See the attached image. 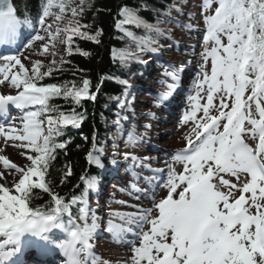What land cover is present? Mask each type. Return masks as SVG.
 Wrapping results in <instances>:
<instances>
[{"label": "snow or ice", "instance_id": "1", "mask_svg": "<svg viewBox=\"0 0 264 264\" xmlns=\"http://www.w3.org/2000/svg\"><path fill=\"white\" fill-rule=\"evenodd\" d=\"M70 5L71 0H44L33 21L28 14L23 18L17 14L12 0H0V47L19 50L18 41L26 29L35 35L24 47L31 49L34 42H42L41 56L49 53L62 32L66 35L60 42L67 45L69 54L74 36L98 43L100 32L90 35L81 31L87 26L75 19L83 15V8ZM69 9L73 19L61 28ZM172 10L181 11L176 5ZM119 15L122 18L116 21V28L136 43L139 52L157 51L151 47L154 40L138 41L125 26H145L157 35H163L164 30L144 25L130 8H121ZM167 15L170 18L171 11ZM201 15L205 26L202 63L181 120L191 121L193 126L184 137V148L174 153L173 164L167 165V177L156 175L163 169H149L154 175L145 178L148 184L163 179L166 195L155 201L153 188L151 208L110 213L121 223L109 220L106 227L115 241H123L129 233L138 239V244L132 242L131 264H264V0H202ZM49 17L51 23L46 22ZM112 58L125 66L136 57L126 50H113ZM22 59L28 57L0 55V85L17 90L15 95L0 93V118L4 119L0 137L5 142H19L13 146L31 153H20L30 162L23 166L0 155V164L7 170V175L0 171L4 181L0 183V264H27L25 253L33 248L41 255L58 249L61 264H111L95 254L92 243L100 228L99 217L89 205L90 195L98 188L97 177L81 176L83 191L67 201L53 191L47 179L56 150L65 148L55 137L62 135L64 126L78 127L83 119L74 109L69 114L59 111L51 100L62 96L80 105L83 99L94 100L96 94L89 91L88 79H83L80 87L74 83L39 84L52 75V68L41 72L44 65L40 60L32 61L29 68ZM163 75L172 83L156 96L157 103L167 99L180 79L176 70L165 69ZM120 83L127 86V81ZM12 107L21 112L20 125L16 118L7 120ZM116 126L119 135V114ZM126 135V144L142 142L134 130ZM94 151L103 153L95 147ZM88 159L104 168L94 152H89ZM174 164H181L182 171ZM8 175H13L11 187ZM65 175H71V170ZM37 189L51 199L33 207ZM73 206L78 208L76 213ZM58 233L62 238H55Z\"/></svg>", "mask_w": 264, "mask_h": 264}, {"label": "rangeland", "instance_id": "2", "mask_svg": "<svg viewBox=\"0 0 264 264\" xmlns=\"http://www.w3.org/2000/svg\"><path fill=\"white\" fill-rule=\"evenodd\" d=\"M86 1L87 0H84V3L80 4V0H71L70 6H79L82 8L85 6ZM193 1L194 3L192 5L195 6L194 10L197 11L195 14L197 25H191L190 27L181 26L178 20L177 24L169 23L167 35L154 40L155 43L151 45V47L156 48L157 51L143 52L144 61H146V65H148L143 69L146 77H144L142 83L140 81L136 83L137 87H135L134 97L130 101L133 108V115L124 116V119L125 117L129 118L125 128L134 130L135 134L141 138L142 142L137 144V146L123 144L112 151L116 155V160L121 161L120 165H129L130 167V165L134 166L135 164V171L138 175L131 174L128 170H125L124 174H120V178L115 174V177H118L116 179L111 177L109 171L106 170L108 172H104L105 183L100 190L99 198H97L99 204L95 208L90 206L95 210V214L99 217L100 221L98 235L93 240L97 248V255L103 260L110 261L111 264H131L129 258L132 253L129 249L132 247V242L134 241L136 243L138 239L129 233L125 236L127 239L124 238L123 241L113 240L109 232H104L103 224L106 223L104 219L107 217V213L110 211H116V213H137L142 209L152 207V189H150V184L145 180L146 177L151 178L154 175L149 169H163L164 171L161 173V177L166 178L167 165H172L173 154L184 148L186 144L184 137L190 133L193 126L191 121L188 123L181 122L184 113L189 108L187 97L195 92L193 80L196 78L199 65L202 63L200 53L203 49L201 47V49L198 50L196 47L201 39L198 37V34L201 33L203 31L202 29L205 27L203 20H201L203 16L201 12H199L202 6V0ZM214 6L215 5H213V7ZM53 11H58V9H54ZM64 16L65 20L60 23L61 28H63L72 17L70 9L66 10ZM157 21L158 20H156V22ZM46 22L51 23L52 18H47ZM36 28H39V26ZM54 29L55 24L53 25V30ZM41 34L43 35L44 33L41 32ZM32 35H35L34 31L29 35L23 33L24 38L18 41L19 50L15 48L14 53H3L0 55H21L22 57H28V59H22V63L29 68L32 61L40 60L44 65V67L41 68V72L47 71L49 67L53 68L58 65L66 53L67 45L60 42L65 38L66 34L62 32L55 42V45H50L49 53L44 56L39 55L42 42H34L31 49L24 47V45L28 43V40L31 39ZM53 53L55 54L53 55ZM53 61H55L54 65L52 64ZM156 62H161L162 65L154 66ZM165 69L169 71L176 70L180 79L175 89L171 91L169 98L167 97L162 103H157L155 100L156 96L161 92L167 91L165 85L167 86V84L172 83L170 78L163 75ZM159 76L165 77V83L163 82L162 87L157 84ZM136 89H138L139 92H136ZM16 91L15 89H9L6 85H0V93L15 95ZM13 114V116H15L13 118H16L15 123L20 125L19 117L21 116V112L19 110L13 111ZM201 114L202 113H198V115ZM13 118L11 120H13ZM132 121L134 123H132ZM14 143L19 142H5L4 138L0 137V155L6 156L19 166L30 163L26 160V156L20 154L21 152L31 154L29 150L14 147ZM113 153L110 155H114ZM133 156L136 157V160L132 159ZM146 157L147 159H145ZM173 166L178 172L182 171L181 164H174ZM0 171H4L7 175V170L3 169L2 164H0ZM13 175L7 176L9 187H11ZM152 182H155L156 185L157 183L161 185L158 187L155 186L154 199L158 201L166 195V189L162 186L163 179L159 181L153 180ZM0 183H4V181L0 180ZM145 192H147V195H145ZM107 198L110 199L106 200ZM116 220H118V223H121L118 217H116ZM132 227L135 228L134 225H132ZM146 228L147 226H145V230Z\"/></svg>", "mask_w": 264, "mask_h": 264}, {"label": "trees", "instance_id": "3", "mask_svg": "<svg viewBox=\"0 0 264 264\" xmlns=\"http://www.w3.org/2000/svg\"><path fill=\"white\" fill-rule=\"evenodd\" d=\"M12 1L21 18L28 14L33 21L38 18L44 3V0ZM172 3L173 0H87L82 7L83 15L75 19H78L81 25L87 26L82 27L81 31L90 35L100 32L99 42L74 36L71 54L66 51L58 65L52 68V75L38 81L39 84L74 83L80 87L82 80L88 79L89 91L96 94L94 100L83 99L80 105H76L71 99L65 100L62 96L51 100V104L57 106L59 111L69 114L74 109L83 116L78 127L66 125L61 129L62 135L55 137L57 143H65V148L56 150V158L51 163L47 177L51 181L53 191L66 201L83 191L81 176H95L100 172L101 168L89 162V152L99 155L103 164L109 163L110 158L95 152L94 147L99 149L98 146H102L112 150L116 144L127 139L122 126V133L118 135L116 121L118 114H132L129 106L122 105L121 102L129 98L132 88L130 82L140 78V66L137 64L140 56L136 55V43L115 26L116 21L122 18L119 15L120 9H133L144 23L151 24L156 20L160 22L165 9ZM128 29L135 34L138 41L157 35L145 26L129 25ZM113 50H126L136 58L130 59L122 66L118 60H113ZM120 81H127V86ZM69 169L71 175L66 176ZM34 193L33 207L43 205L51 199L41 190H34ZM74 208L77 206H73V212Z\"/></svg>", "mask_w": 264, "mask_h": 264}, {"label": "bare ground", "instance_id": "4", "mask_svg": "<svg viewBox=\"0 0 264 264\" xmlns=\"http://www.w3.org/2000/svg\"><path fill=\"white\" fill-rule=\"evenodd\" d=\"M163 148V147H161ZM139 242L137 241L136 244H138ZM131 250V249H129ZM28 251V250H27ZM56 253L60 254V251L57 249H53L52 252L48 253L47 255H42L43 258L41 259H35L34 262L33 261H29L27 258H24L27 262V264H37V261L40 262V264H57L56 262L53 261L52 257L54 258V256H56ZM27 257L29 255H26Z\"/></svg>", "mask_w": 264, "mask_h": 264}]
</instances>
